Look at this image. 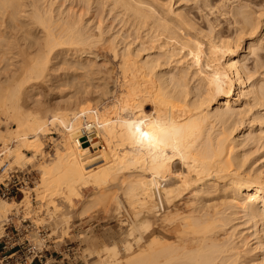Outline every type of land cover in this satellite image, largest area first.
Segmentation results:
<instances>
[{
	"label": "bare ground",
	"instance_id": "obj_1",
	"mask_svg": "<svg viewBox=\"0 0 264 264\" xmlns=\"http://www.w3.org/2000/svg\"><path fill=\"white\" fill-rule=\"evenodd\" d=\"M137 12L141 17L151 16L148 12ZM175 14L166 20L173 23L178 17ZM241 21L248 25V28L245 26L247 30L257 27L249 17L243 16ZM37 22L48 32L44 54L29 63L31 66L27 64V69L20 68L25 73V80H6L10 84L5 85L9 92L0 97V106L14 109L5 114L9 113L7 121L15 124L0 132L2 155H8L15 165L30 164V158L42 149V135L55 122L59 126L68 124L69 129L66 128L70 131H64L71 135L51 161L40 164V181L31 190L41 192L38 196H41L42 203L44 199L57 202L56 207L61 205L65 208L64 215L70 219L86 214L92 206L102 207L101 204L110 198L113 199L110 200L114 210L118 211L123 205L133 210L134 216L127 224L126 235L123 232L120 250L115 246L98 249L96 245H90V253H95L92 258L97 259L95 264H240V252L231 244L225 229L221 228V225L227 224L226 221L213 207L204 204L205 197L212 196L214 199V195L219 193L226 198V191H231L235 205L247 211L256 222L262 223L264 231V170H244L245 160L235 151L241 143L232 136L235 128L231 132L223 128L214 134L215 125L208 126L214 120L229 124L239 114L235 105L244 98L264 105V84L249 88V67L242 63V58L248 56L246 52L258 58V48L255 51L249 46L248 50L241 52L240 45L236 43L238 41H229L218 35L213 36L214 39L210 36L208 46H204L205 51L200 40L191 43L175 37L165 48L167 59H174L177 51H182L185 56H193L198 63L203 61L204 68L198 78L207 87L205 94L197 99L188 97L185 89L178 90L179 86L171 88L170 83L176 75L171 79L165 78L164 73L157 75L154 60L140 63L125 49L119 60L122 87L120 92L117 91L116 99H111L109 103L106 100L113 91L108 86V78L114 71H109L107 66L102 68L108 77L102 84L104 90L101 97H108L100 101L103 106L100 112L94 110L96 106L93 109L85 102L79 106L84 109L77 112L64 109L33 117L22 111L19 104L14 107V98L27 81L42 87L43 79H50L49 61L52 60L47 53L61 44L62 39V36L54 35L42 15L38 14ZM167 23L160 26L166 30ZM83 27L68 24L63 37L64 42L70 45L65 51L73 52L77 58V70L82 69L87 74L88 68L93 71L99 56L89 48H96L101 40L98 37H102H97L98 32L87 33ZM176 60L179 64L185 62L183 59ZM24 62L27 63V60ZM3 87L0 85V89ZM233 96L236 97L233 99ZM219 99L225 100L227 107L214 110L213 105L218 104ZM147 100L152 102L153 113L144 111ZM71 104L69 102L68 107ZM125 112H131V115L127 118L122 115ZM142 133H147V137ZM8 142L13 145L8 146ZM8 166L3 169L8 171L11 167ZM90 188L93 193L85 196V190ZM112 188L118 192L111 193ZM27 192H22V200L16 202L17 205L21 206L26 200ZM78 198H81L80 209L76 210ZM182 200L186 202L184 208ZM11 207L12 201L0 199L1 223L23 212ZM11 210L13 212L8 214ZM86 238L89 239L88 236Z\"/></svg>",
	"mask_w": 264,
	"mask_h": 264
},
{
	"label": "rangeland",
	"instance_id": "obj_2",
	"mask_svg": "<svg viewBox=\"0 0 264 264\" xmlns=\"http://www.w3.org/2000/svg\"><path fill=\"white\" fill-rule=\"evenodd\" d=\"M137 9L143 13H151V16L141 17ZM38 14L43 16L46 24H50L49 28L52 29L54 35L62 36V39L61 44L54 47L52 52L47 53L52 60L49 61L51 63L49 73L52 74L51 77L48 76L50 79L47 77L46 80L43 79L42 87L34 86L31 80L27 81L24 84L26 86L14 98V107L16 103L19 104L22 111L33 117H41L48 111L56 112L64 109L77 112L84 109L79 106L85 102H88V106L93 109L96 106L97 109L94 110L100 112L103 109L100 101L106 100L108 97L106 96L105 99H103L105 95L101 97V92L104 90L102 84H105L103 82L108 77L102 68L107 66L109 71H114L110 72L111 75L109 74L110 80L108 78V86L113 91L106 100L109 103L111 99V101L116 99L117 91L120 92L122 87L120 55L124 53L125 49L131 52L133 59L137 57L136 60H139L140 63L144 60H154L157 64L155 67L157 75L164 73L165 78L168 79L176 75V79L170 83L171 88L179 86L178 90L188 91V97H193V99L201 97L205 94L207 87L198 78L204 68L203 61L198 63L197 59L191 55L185 56L182 51H177L178 55L174 59L166 58L165 48L173 42L175 37L191 43L194 40H200L204 47L208 46L210 36L214 39L213 36L222 35V38L229 41L232 39L235 42L238 41L236 43L240 45L241 52L248 50L249 46L253 47L255 51L258 48L257 53L260 54L258 58L246 52L248 56L242 58V63L249 67L247 74L249 76L247 85H251L249 88L264 84V0H0V85L4 86L0 89V97L9 92H7L9 88L7 90L5 88V85L10 86L6 80L12 79L15 82L25 80V73L20 68L28 67L27 64L31 66L35 59L44 54L48 32L38 24ZM173 14L178 17L173 23H169L167 20ZM243 16L249 17L257 25L255 30H247L248 25L241 21ZM161 23L162 25L167 23L168 25H165L168 28L165 30L160 26ZM68 24H76L81 27L84 25V31L87 33L89 31L98 32L97 37H102H98L101 40L97 45L95 44L97 49L89 48L91 51L97 52L99 56L97 63L93 66V71L88 68L89 72L85 71L87 74H84L82 69L78 68L77 70L78 66H75L77 58L73 52L65 51L70 46L64 42L65 38L63 37ZM176 59H183L185 62L179 64ZM24 60H27V63ZM75 77L78 78L75 79ZM162 79L164 80V78ZM235 97L233 96V99ZM247 98L235 105L239 114L232 118L231 124H223L214 120L208 127L211 128L215 125L212 130L214 134L223 128L228 129V132L235 128L232 136L241 142L235 151L239 152L243 161L245 160L244 170L248 172L262 171L264 170V105ZM79 100L84 103L78 104ZM69 102L72 103L71 107H68ZM175 103L183 104L178 101ZM1 106L0 132L15 125L13 121H7L6 118L14 109L10 110ZM152 107V102L147 100L144 111L147 114L153 113ZM213 107L214 110H221L227 106L225 100L219 99V103L214 104ZM6 112L9 113L6 115ZM122 115L128 118L131 112H125ZM257 117L259 120L256 119ZM66 125L60 124V127L55 122L52 128L42 135V149L37 152L35 157L30 158L33 161L29 159L30 164L19 166L10 162L8 155H2L3 148L0 144V160H2V162L0 161V181H3L10 170L16 168L30 170L33 179L30 186L23 189V191H28V197H25L26 200L21 204L22 207L16 204L22 200V192H19L14 200L1 196L0 199L12 201L11 209L14 208L17 211L20 209L21 211L25 208L26 210L23 212L30 211L37 225L48 221L49 241L54 242L56 239L62 241L59 240L55 243V248L61 250L60 245L67 242V247H74L76 250V257L72 263L95 264L97 259L96 257L92 258V256L94 257L92 254L95 253H90V245H96L97 247H95L98 249L102 246H115L117 250H120L123 241L121 238L129 227L127 224L133 219L134 214L132 209L124 205L118 211L114 210V204L111 201L113 199L110 198L111 200L107 199L108 201L101 204L102 207L100 205L92 206L91 210L88 209V212H85L86 214L82 216L80 214L79 218H71V220L64 215L65 208H61V205L60 208H57V202L47 199H44L45 202L42 203L41 196H38L41 192H38V189L31 190L40 181V164L51 161L58 148L60 149L61 145L65 143L64 141L69 139L71 133L65 132L69 129ZM7 144L8 146L13 145L12 142ZM8 164V167H11L6 171L3 168ZM116 191L113 189L111 193L114 194ZM92 193V188L84 192L85 196ZM226 194H228L226 198L221 197L219 193L214 195V199L212 196H207L204 204L213 207L226 221L227 224L221 225V228L225 229L231 244L240 252V258H238L240 264H264L262 223L256 222L247 211L235 205L234 194L231 191L227 190ZM111 196L114 197V195ZM80 199L78 198L76 201V210L80 209ZM185 203L182 200V208L186 207ZM46 204L48 208H46ZM98 208L101 210L100 212L97 211ZM12 212L11 210L8 214ZM0 225H2L1 222ZM1 233L2 231H0ZM85 233L86 236H84ZM63 248L65 247L62 246Z\"/></svg>",
	"mask_w": 264,
	"mask_h": 264
},
{
	"label": "built area",
	"instance_id": "obj_3",
	"mask_svg": "<svg viewBox=\"0 0 264 264\" xmlns=\"http://www.w3.org/2000/svg\"><path fill=\"white\" fill-rule=\"evenodd\" d=\"M32 180L30 170H10L0 183V196L14 200L19 192L30 186ZM48 225V222L35 224L30 211L5 220L0 227V264H76L72 263L76 257L74 247H67V242L60 245L61 250L53 247L62 241H49Z\"/></svg>",
	"mask_w": 264,
	"mask_h": 264
},
{
	"label": "snow or ice",
	"instance_id": "obj_4",
	"mask_svg": "<svg viewBox=\"0 0 264 264\" xmlns=\"http://www.w3.org/2000/svg\"><path fill=\"white\" fill-rule=\"evenodd\" d=\"M142 135H144L145 137H147L148 134L147 133H142Z\"/></svg>",
	"mask_w": 264,
	"mask_h": 264
},
{
	"label": "crops",
	"instance_id": "obj_5",
	"mask_svg": "<svg viewBox=\"0 0 264 264\" xmlns=\"http://www.w3.org/2000/svg\"><path fill=\"white\" fill-rule=\"evenodd\" d=\"M53 247H55V245H53Z\"/></svg>",
	"mask_w": 264,
	"mask_h": 264
}]
</instances>
